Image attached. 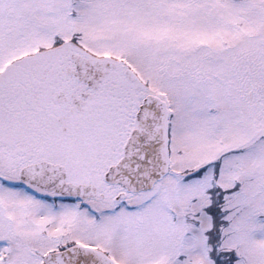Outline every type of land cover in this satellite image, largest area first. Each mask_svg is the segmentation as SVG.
I'll return each mask as SVG.
<instances>
[{
  "label": "snow or ice",
  "instance_id": "obj_1",
  "mask_svg": "<svg viewBox=\"0 0 264 264\" xmlns=\"http://www.w3.org/2000/svg\"><path fill=\"white\" fill-rule=\"evenodd\" d=\"M0 264H264V0H0Z\"/></svg>",
  "mask_w": 264,
  "mask_h": 264
}]
</instances>
